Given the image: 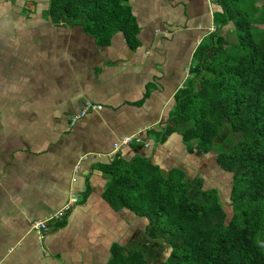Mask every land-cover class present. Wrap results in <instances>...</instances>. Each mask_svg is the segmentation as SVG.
Wrapping results in <instances>:
<instances>
[{
  "label": "crops",
  "instance_id": "1",
  "mask_svg": "<svg viewBox=\"0 0 264 264\" xmlns=\"http://www.w3.org/2000/svg\"><path fill=\"white\" fill-rule=\"evenodd\" d=\"M35 1L26 8L0 3V264H108L112 244L136 245L148 219L114 209L103 197L107 178L94 165L140 154L204 184L209 168L222 170L213 150L197 155L179 133L158 142L148 130L164 129L200 42L217 27L228 38L235 26L218 25L217 0H126L140 46L131 49L121 32L102 46L80 24L56 23L48 0L42 7ZM87 101L102 107L73 123ZM133 134L144 143L114 151ZM72 192L79 203L63 220L48 221L40 240L33 223Z\"/></svg>",
  "mask_w": 264,
  "mask_h": 264
},
{
  "label": "trees",
  "instance_id": "2",
  "mask_svg": "<svg viewBox=\"0 0 264 264\" xmlns=\"http://www.w3.org/2000/svg\"><path fill=\"white\" fill-rule=\"evenodd\" d=\"M217 2L218 25L233 22L237 40L217 27L200 42L164 129L148 133L158 142L179 133L197 155L213 150L219 166L233 173L232 216L203 178H187L180 168L165 172L140 154H117L94 165L107 178L103 197L116 210L148 219V244L114 243L108 264H153L160 260L156 245L170 248L158 264H264V12L256 0ZM48 14L56 23L80 24L102 46L117 32L131 49L140 46V26L126 0H50ZM154 87L149 82L137 104Z\"/></svg>",
  "mask_w": 264,
  "mask_h": 264
},
{
  "label": "rangeland",
  "instance_id": "3",
  "mask_svg": "<svg viewBox=\"0 0 264 264\" xmlns=\"http://www.w3.org/2000/svg\"><path fill=\"white\" fill-rule=\"evenodd\" d=\"M3 1H5V2L11 1L13 4V8H20L21 6L26 8L29 6V5H25L24 3L30 4L31 6L33 5V4H31V2L33 0H31V1H29V0H27V1H25V0H0V3ZM35 2L38 3L37 4L38 7L39 6L42 7V3H44V4L47 3L46 0H36ZM255 6L257 9H259L260 11L262 10L264 12V3L261 0H256ZM260 28H262L261 24L255 25V29H260ZM223 31H224V28H222L221 32H223ZM226 35L228 36V39L230 42H235L237 40V34H236V32L234 33L233 27H232V29H230V31L227 32ZM212 161L214 162L215 160L213 159ZM205 178H206V182H205V184L203 183V187L204 188L216 187L219 190L221 201H222V203L224 205V209L227 213V219L229 220L232 216V213H233V206H232V199H231V191H232V187H233V173L228 172L224 169L221 170V169H219L218 165H216V169L211 167L205 172ZM143 236H144L143 240L138 239L137 243L134 242V244H136L140 247L142 246L143 242H146L148 244V242H147L148 239L145 237V235H143ZM150 242H152V241H150ZM136 245H133V246L137 247ZM127 246L132 247V245H130V243H128ZM169 252H170V248L160 250L158 252V254H160V257H159L160 260H158V262L154 261L152 263L158 264L161 260H164L166 258V256L169 254Z\"/></svg>",
  "mask_w": 264,
  "mask_h": 264
},
{
  "label": "built area",
  "instance_id": "4",
  "mask_svg": "<svg viewBox=\"0 0 264 264\" xmlns=\"http://www.w3.org/2000/svg\"><path fill=\"white\" fill-rule=\"evenodd\" d=\"M215 31V28L213 29ZM102 106L100 104L87 101L84 104L83 110H81L78 114L74 115L72 117L73 123L80 117L84 116L88 111L94 110V109H100ZM139 143H144L142 141L141 135L140 134H133V135H128L122 138L119 142L114 143V151L120 150L124 146H129L132 144H139ZM146 144V143H145ZM85 159V156L80 158V162L78 164V169L81 167V162ZM80 198L79 196L75 193L72 192L69 200L58 210L54 212L48 219L45 220H38L33 223V227L35 231L37 232L38 238L40 240H43L46 236V232L48 230V221H58V220H63L66 218V216L72 211V209L79 203Z\"/></svg>",
  "mask_w": 264,
  "mask_h": 264
},
{
  "label": "flooded vegetation",
  "instance_id": "5",
  "mask_svg": "<svg viewBox=\"0 0 264 264\" xmlns=\"http://www.w3.org/2000/svg\"><path fill=\"white\" fill-rule=\"evenodd\" d=\"M49 2H50V0H48V7H49ZM48 10V9H47ZM216 30V29H215ZM154 84H155V86H157V82H153ZM212 188V187H211ZM214 188H216V187H214ZM147 243L146 242H143V244L142 245H146ZM157 246V248H156V254H157V256H159L160 257V254H158V252L160 251V250H164V248H162V249H160V246L159 245H156ZM165 249H167V248H165ZM167 257V256H166Z\"/></svg>",
  "mask_w": 264,
  "mask_h": 264
}]
</instances>
